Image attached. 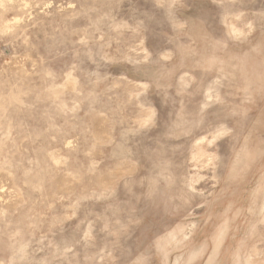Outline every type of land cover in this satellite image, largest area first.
Instances as JSON below:
<instances>
[{
  "label": "rangeland",
  "instance_id": "rangeland-1",
  "mask_svg": "<svg viewBox=\"0 0 264 264\" xmlns=\"http://www.w3.org/2000/svg\"><path fill=\"white\" fill-rule=\"evenodd\" d=\"M0 264H264V0H0Z\"/></svg>",
  "mask_w": 264,
  "mask_h": 264
}]
</instances>
